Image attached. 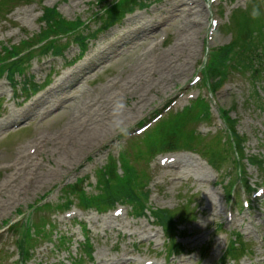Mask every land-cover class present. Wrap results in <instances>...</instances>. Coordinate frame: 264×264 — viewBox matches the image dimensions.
Segmentation results:
<instances>
[{"label": "rangeland", "instance_id": "rangeland-1", "mask_svg": "<svg viewBox=\"0 0 264 264\" xmlns=\"http://www.w3.org/2000/svg\"><path fill=\"white\" fill-rule=\"evenodd\" d=\"M123 2L14 0L0 9V57L30 49L48 34L62 35L48 40L43 49L27 52L23 69L13 76L4 74L0 79L1 263L19 264L17 241L22 232L18 227L8 229L4 222H24L31 205L45 198L41 203H51L53 208L35 212L33 221L39 220V216L51 218L57 229L74 236L75 243L70 247L74 257L78 254L77 242L83 240L76 222H86L91 230L92 258L84 259L82 264H140L148 260L154 264H180L182 259L184 264H223L222 256L231 237L237 233L242 236L237 238L238 249L246 248V255L228 258L225 264H264V195L252 201L250 208L244 205L245 192L249 194L264 185V0H198L191 6L188 0H145L146 5L138 6L136 0L125 7L126 10L136 7L133 12L121 18L122 10L118 18H108V9ZM52 7L67 21L78 22L79 30L64 33L49 27L41 15L45 8ZM253 8L259 9L261 15L252 18L254 22L250 19L249 32L246 29L242 35L252 44L245 53L249 62L253 57V65H244L239 60L234 69L229 68L224 87L215 94L203 86L204 81L195 86L193 79L203 69L207 54L212 48L220 52V47L237 38L239 33L235 27L244 22L245 12L250 15ZM195 11L199 14L194 16ZM191 18L199 21L193 27L201 28L194 34L195 46L189 38L192 35L183 26ZM141 26L145 31L139 29ZM83 40H87L84 53L81 43H77ZM6 48L12 49L4 52ZM60 49L62 52L58 53ZM92 55L96 57L89 61ZM169 62L185 67L186 73H181L176 81L164 80L159 71L169 69ZM79 67L80 78L70 79L53 96L43 97L64 73ZM133 73H143L146 83L143 86L137 81L127 83ZM208 79L215 81L213 76ZM81 91L89 95L86 100L80 96ZM116 95L124 96L127 103L126 136L115 135L108 127L110 109L105 103ZM198 95L210 103L212 114L191 126L202 135L201 140L188 141V136L185 143L179 144L193 150H164L153 154L148 151L147 146L157 137L145 138L150 132L140 133L142 125L148 123L149 130H155L154 116L161 111L167 113L170 107L171 112L180 111ZM77 102L80 105L76 109L84 121L81 137L84 132L96 134L89 146L82 139L68 141L71 132L66 124ZM220 108L228 110L229 117L235 120L234 131L245 140L238 149L242 152L244 146L249 156L240 155L238 160ZM15 114L24 117L2 128L3 122L16 117ZM167 115L163 118L171 114ZM195 121L197 117L191 119V123ZM174 124L182 126L180 120ZM101 128L103 132L99 134ZM168 130L158 131V141L161 133ZM179 134L182 136L181 131ZM217 137L222 138L228 151L222 155L227 161L221 166L214 164L205 145ZM36 142L40 144L39 149L35 146V151L31 147ZM22 150L31 154L30 165L16 164L18 159L27 158L23 157L28 155L25 153L19 158ZM128 151L129 160L141 175L147 171L150 176L149 206L161 211L167 222L172 219L171 224L174 223L170 228L173 245H182L183 249L172 257L167 255L172 242L161 226L153 224L151 216H133L127 207L122 219L119 218L121 223L114 218L112 223L109 217L123 208L120 205L106 208L110 212L100 214L94 209H81L79 197H68L63 192L68 185L83 179L87 194L95 196L100 192L96 188L98 170L108 163L110 156L117 158ZM138 151L148 154H137ZM175 156L183 157L182 165L163 167L160 158ZM239 167L243 170L240 178ZM119 171L122 172L121 168ZM238 178L234 194L228 198L229 186ZM105 187L114 189L109 184ZM67 199L73 200L70 206L64 204ZM59 204L64 207H57ZM65 212L76 214L65 218ZM230 212L232 220H228ZM34 248L27 264H57L58 261L71 264L68 249L56 250L52 242L41 240Z\"/></svg>", "mask_w": 264, "mask_h": 264}, {"label": "bare ground", "instance_id": "bare-ground-1", "mask_svg": "<svg viewBox=\"0 0 264 264\" xmlns=\"http://www.w3.org/2000/svg\"><path fill=\"white\" fill-rule=\"evenodd\" d=\"M196 1H198V0H196ZM197 14H199V13L195 11L194 12V16L197 15ZM203 15H205V13ZM187 20L185 21V25H183V26L185 28L187 27L186 30L188 31V33L190 35H192L191 37L189 36V38H190L191 44L195 46V44H196L195 37L196 36L194 34H196L198 31H200L201 28L197 29V28H195L193 26L197 25L199 21L196 18H191V19H187ZM188 26H190V27H188ZM139 29L140 30L141 29L144 30L143 26H141ZM139 32H141V31H139ZM95 57L92 55V57H89V61L93 60ZM169 66H170L169 69H167L166 71H163V69H160V71L158 70L159 72H162V77L164 78V80H167V81H170V82L176 81V79L180 78L181 73L182 74L186 73L185 67L184 68L176 67V65H171L170 62H169ZM80 69H81V67H79L78 69L73 70L72 72L64 73L63 76L59 80H57L56 84H54V86L49 90V92L45 93L43 97H45V99H47L48 97L53 96L54 92L58 91V88H60L63 84L64 85L67 84V81H69L72 78H78V77L80 78V76L82 75L81 74L82 72L80 73ZM136 73H133L130 76V81H128L127 83H134L135 81H137V84L143 86L146 83V79H145L144 74L142 73V74L139 75L140 72L138 74H136ZM138 75H139V77H138ZM137 78H138V80H136ZM159 80H160V78H159ZM165 85H167V84H165ZM123 86H126V84H124ZM135 88H139V86H135ZM80 96L83 98V100H86L87 96H89V95L86 93V91H81V95ZM111 102H112L111 99L108 98L106 100V103H105L106 107L108 109H110V110H111V107H110L111 106L110 105ZM88 103H91V102H88ZM88 103H87V105H89ZM78 105H80V103L77 102V105L73 108V111L71 113V117H70V119L68 120V122L66 124L67 130H69L71 132V135H70L68 141H70V142H72V141L73 142H77L78 141L79 142L80 139H82L83 141L86 142L87 146H89V144L95 138L96 134L90 133V132H84L85 133L84 136L81 137L80 128L83 127L84 121H82L81 114L76 109L78 107ZM68 108H70V106ZM21 116L24 117L22 114H21ZM100 131H99V134L103 132V129L101 128ZM39 144H40L39 142H36V147H38V149H39ZM23 146H21L20 148L23 149L25 147V146L24 147ZM26 147H27V145H26ZM24 153L26 154V152H24V150H22V151L19 152V155L21 154V156H22V154H24ZM28 156H31V155L30 154L29 155H23V157H27V158H25L24 160L23 159H21V160L18 159L16 161V164L30 165L32 163V160H30V158H28ZM173 161L174 160H171V163H174L175 165L178 164V159H175L174 162ZM169 165L171 166V164H169ZM180 264H184V263L181 262Z\"/></svg>", "mask_w": 264, "mask_h": 264}, {"label": "trees", "instance_id": "trees-1", "mask_svg": "<svg viewBox=\"0 0 264 264\" xmlns=\"http://www.w3.org/2000/svg\"><path fill=\"white\" fill-rule=\"evenodd\" d=\"M12 1L13 0H6L3 3H0V9L7 6ZM123 1L124 2L122 5L120 3L118 5L115 4L110 9H108V12H109L108 18H113V19L118 18L120 15V12L123 10V12L121 13V17H122L124 15V12L126 11L125 7L128 4L133 5V1L135 2L136 0H123ZM43 17H44V20L46 21V23L49 27L53 26L54 28H58L60 30V32H64V33L75 32L76 30H79V28L81 27L80 24L76 21L70 22V21H67L66 19H64L62 17V15L58 11H56L55 8H51V9L46 8L44 11ZM251 22H252V20H249L248 26L251 24ZM253 33H254V29H253ZM52 34H57V33H51L50 35H52ZM50 35L48 34L46 37H42V38L48 39ZM251 46H252V44L249 43V40H246L243 42V47H242V50L240 52L239 60L242 61L244 65H248L249 63L253 65V63H254L253 57L250 58V62H249V58L247 57V53H245V51H248V52L250 51ZM228 47L226 46V48L225 47L222 48V49H224L223 51L226 54L224 52L219 54L218 60L216 62H214L213 65L211 66L210 71H211V74H213V76H218V74H219L218 71H220L221 64L223 63L222 61H224L225 56H227V54H229L231 52V49H229ZM9 50H10L9 48H6L7 52ZM9 53L10 52H8V54ZM13 53L15 55L17 54V52H13ZM254 68H258V67H255V65H254ZM133 187L134 186L132 184H129L128 187H126V185L123 184L121 186H118V188H116V189H111L109 191L110 193L108 196L112 197V198H116V196L120 197L121 193L125 195L126 190L131 189V191L133 192L134 191V189H132ZM129 193H130V191L127 192V194H129ZM161 217H163V216H161ZM171 222H172V219H170L167 222V224H171Z\"/></svg>", "mask_w": 264, "mask_h": 264}, {"label": "clouds", "instance_id": "clouds-1", "mask_svg": "<svg viewBox=\"0 0 264 264\" xmlns=\"http://www.w3.org/2000/svg\"><path fill=\"white\" fill-rule=\"evenodd\" d=\"M250 15L257 18L261 12L257 8H253ZM127 103L122 95H116L112 98L111 110L108 121V127L113 134L126 136L128 134L129 125L127 122Z\"/></svg>", "mask_w": 264, "mask_h": 264}]
</instances>
